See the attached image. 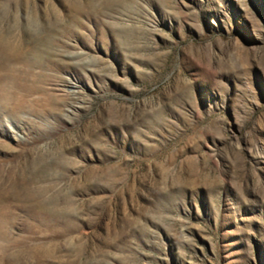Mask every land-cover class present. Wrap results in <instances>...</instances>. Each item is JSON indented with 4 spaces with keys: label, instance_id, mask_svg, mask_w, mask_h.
<instances>
[{
    "label": "rangeland",
    "instance_id": "1",
    "mask_svg": "<svg viewBox=\"0 0 264 264\" xmlns=\"http://www.w3.org/2000/svg\"><path fill=\"white\" fill-rule=\"evenodd\" d=\"M0 37V264H264V0H0Z\"/></svg>",
    "mask_w": 264,
    "mask_h": 264
},
{
    "label": "bare ground",
    "instance_id": "2",
    "mask_svg": "<svg viewBox=\"0 0 264 264\" xmlns=\"http://www.w3.org/2000/svg\"><path fill=\"white\" fill-rule=\"evenodd\" d=\"M4 10V9H3ZM8 11V10H7ZM10 18V17H9ZM5 22V21H4ZM10 42V41H9ZM8 42V43H9ZM10 44V43H9ZM9 44H7V42L3 39V38H1L0 37V58L1 57H5L4 56V50H5V47H6V50H7V46L9 45ZM10 46V45H9ZM12 47L10 46V48H8V49H11ZM18 48V47H17ZM14 49V48H13ZM13 49H11L13 52H14V50ZM11 50L9 51V52H11ZM6 52V51H5ZM19 52V51H18ZM20 53H21V51H20ZM7 56V55H6ZM11 60V59H10ZM15 60H17V61H22L23 62V60L25 61V59L22 57V56H20V55H17L16 57H15ZM7 80V79H6ZM6 116H3L2 114L0 115V128H2V126H3V124H5L4 122H6L5 120H6V118H5ZM9 118H7V120H8ZM2 121H4V122H2ZM9 122V121H8ZM7 124V123H6ZM15 125V124H14ZM7 126V125H6ZM9 126H10V124H9ZM8 126V127H9ZM11 127V126H10ZM3 129V128H2ZM9 129V128H8ZM13 129V128H12ZM15 129V128H14ZM4 130V129H3ZM33 210V209H32ZM34 211V210H33ZM38 213V212H37ZM40 214V213H39ZM39 216V215H38ZM1 218V217H0ZM3 218V217H2ZM2 221H3V219H2ZM4 223V222H3ZM2 225V224H1ZM1 225H0V228H1ZM3 226V225H2ZM2 233V232H1ZM9 259V258H8Z\"/></svg>",
    "mask_w": 264,
    "mask_h": 264
}]
</instances>
